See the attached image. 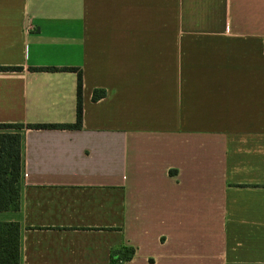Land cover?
Instances as JSON below:
<instances>
[{"label": "crops", "instance_id": "obj_1", "mask_svg": "<svg viewBox=\"0 0 264 264\" xmlns=\"http://www.w3.org/2000/svg\"><path fill=\"white\" fill-rule=\"evenodd\" d=\"M0 67V123L82 78L0 128L20 264H264V0H0Z\"/></svg>", "mask_w": 264, "mask_h": 264}, {"label": "trees", "instance_id": "obj_2", "mask_svg": "<svg viewBox=\"0 0 264 264\" xmlns=\"http://www.w3.org/2000/svg\"><path fill=\"white\" fill-rule=\"evenodd\" d=\"M1 69H18L19 67H0ZM32 69L45 70H75L77 71L76 89V118L74 123H0L2 129H21L23 127L34 129L80 128L82 123V78L81 72L73 67H41ZM105 92L101 89L92 92L91 99L96 101L103 97ZM21 136L17 132L0 133V211L17 210L19 208V181L22 167ZM19 224L15 221L0 222V264L19 263ZM128 255H127V253ZM133 250H126L122 256L128 259Z\"/></svg>", "mask_w": 264, "mask_h": 264}]
</instances>
